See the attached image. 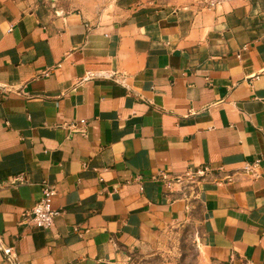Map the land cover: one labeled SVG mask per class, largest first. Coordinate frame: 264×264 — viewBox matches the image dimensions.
Returning a JSON list of instances; mask_svg holds the SVG:
<instances>
[{"label": "crops", "instance_id": "crops-1", "mask_svg": "<svg viewBox=\"0 0 264 264\" xmlns=\"http://www.w3.org/2000/svg\"><path fill=\"white\" fill-rule=\"evenodd\" d=\"M0 84V264H127L195 203L213 264H264V0H0Z\"/></svg>", "mask_w": 264, "mask_h": 264}, {"label": "rangeland", "instance_id": "rangeland-1", "mask_svg": "<svg viewBox=\"0 0 264 264\" xmlns=\"http://www.w3.org/2000/svg\"><path fill=\"white\" fill-rule=\"evenodd\" d=\"M52 9L81 12L89 18H110L120 0H42ZM185 220L169 224L148 243L138 248L127 264H213L203 244V211L201 205Z\"/></svg>", "mask_w": 264, "mask_h": 264}, {"label": "built area", "instance_id": "built-area-1", "mask_svg": "<svg viewBox=\"0 0 264 264\" xmlns=\"http://www.w3.org/2000/svg\"><path fill=\"white\" fill-rule=\"evenodd\" d=\"M236 0H201V3L203 4L204 8L207 9H216L217 7L233 2ZM45 75L49 74V71L44 72ZM8 90L6 87H3L0 84V99L3 97V95L6 94ZM258 162L255 163L257 165ZM198 174L203 175L204 171H197ZM2 186V182H0V188ZM56 194V189L53 185L50 184H44L43 187V194L42 197L37 200L35 205L24 214V217L26 218L24 221L27 223L32 224L33 226L37 228L42 229H48L51 228L56 220L61 214L62 210L54 208L52 205L53 197ZM6 258L9 262L13 261L14 254H13V248H2Z\"/></svg>", "mask_w": 264, "mask_h": 264}]
</instances>
